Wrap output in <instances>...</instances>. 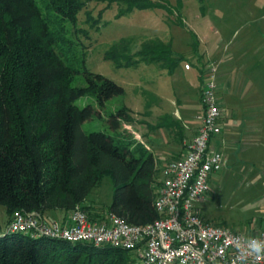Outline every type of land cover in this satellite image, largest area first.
Returning <instances> with one entry per match:
<instances>
[{"label":"trees","instance_id":"obj_1","mask_svg":"<svg viewBox=\"0 0 264 264\" xmlns=\"http://www.w3.org/2000/svg\"><path fill=\"white\" fill-rule=\"evenodd\" d=\"M91 1L118 6L115 19L133 11L165 10L180 16L176 5L151 0H0V207L15 211L71 213L84 207L91 191L108 179L112 199L108 214L130 224L152 223L158 216L156 161L151 153L127 139L123 124L134 122L125 106L109 115L108 132L85 134L90 106L76 101L92 96L104 103L121 96L123 88L89 71L80 37L78 15ZM201 3L203 0H198ZM97 18L86 21L96 27ZM192 34L191 50L199 42ZM103 60L117 69L140 64L157 65L172 74L184 60L170 44L146 41L132 52L126 39L112 45ZM82 85L74 86L77 82ZM202 82H200L201 84ZM120 128L113 130V127ZM0 264H136L130 252L86 243L69 242L28 234L0 235Z\"/></svg>","mask_w":264,"mask_h":264},{"label":"rangeland","instance_id":"obj_2","mask_svg":"<svg viewBox=\"0 0 264 264\" xmlns=\"http://www.w3.org/2000/svg\"><path fill=\"white\" fill-rule=\"evenodd\" d=\"M151 1L174 6L177 0ZM180 1L182 7L179 13L183 27L177 26L174 14L170 15L165 10L158 9L135 10L128 16L115 19L118 8L116 4L106 7L105 3L91 1L79 13L77 26L88 34L87 39L83 36L80 37L86 50L87 68L93 74H98L114 82L124 91L121 96L105 102L104 107L100 106L92 96L82 97L76 101L78 107L90 106L93 110L92 118L84 121L81 126L85 134L110 131L109 115L114 112V109L121 106L126 107L127 104H130V111L133 109L138 112L131 111V118L134 122H136L135 119L148 120V117L141 115L144 111L142 104L150 103L152 107H157L158 110L161 103L152 95L158 93V90L162 91L160 92L165 98L169 97L175 100L168 89L164 90L163 85L160 84L169 80L164 73L160 72L157 65L140 64L136 68L117 69L111 62L103 60L104 52L122 39L129 41L132 52L137 51L141 44L146 41L157 40L163 44H170L173 53L184 57L183 62L175 69L174 77L180 74L181 70L183 72L185 65L191 68L190 71L186 72L187 75L195 78L197 74L195 69L199 63L203 64L204 61H207L213 64L216 67V99L223 115H227L229 98L223 91L227 78L224 76V71L222 72V62H225L222 54L226 53L228 49L226 44L221 42L220 37L222 33H226L227 29H233L232 41L238 37L251 35V30H255L252 21L261 16L256 10L259 6L264 7V0H203L201 3L198 0ZM100 11H103L101 21L96 27H91L86 21V14L89 13L95 19ZM234 22H238V24L234 25ZM232 24L234 27L231 28ZM191 33L196 35L199 42L197 54H194L190 48L192 44ZM82 84L79 81L74 86ZM157 86L161 87L156 90ZM232 86L235 87V85ZM137 89L145 91L141 93ZM196 90L197 82L195 81V91L189 96L190 107H188L192 113H198L196 116L200 117L202 107L200 111L199 96H196ZM134 92L136 94L132 96ZM175 97L177 96L175 95ZM157 110L154 111L155 115H157ZM150 121L152 122V119ZM198 124L200 125V123ZM232 125L230 130L235 133V124ZM117 127H113V130L120 129ZM122 129L126 130V133L128 132L124 124ZM225 135L226 128L222 138ZM224 156L226 157L225 167L213 178L209 193L199 205L201 218L210 224L244 235H253L263 231L264 152H257L256 160L249 162L238 159L235 151L229 155L224 154ZM156 173L155 184L159 185L161 181V177L158 175L160 169ZM111 199V183L108 179H103L101 184L88 195L86 202L91 204V208L98 210V214L104 221L108 216L107 207H109ZM130 255L136 260L134 253L130 252Z\"/></svg>","mask_w":264,"mask_h":264},{"label":"built area","instance_id":"obj_3","mask_svg":"<svg viewBox=\"0 0 264 264\" xmlns=\"http://www.w3.org/2000/svg\"><path fill=\"white\" fill-rule=\"evenodd\" d=\"M216 80V67L207 62L200 91V125L185 145L184 155L163 168V180L153 203L158 216L155 221L135 225L108 214L104 221L94 222L76 208L66 222L48 223L37 212L15 211L0 235L19 233L71 244L108 246L134 253L136 264H239L238 257L246 254L248 239L264 241V230L244 235L210 224L199 214L211 180L226 164L224 154L211 146L221 134L224 119L216 99ZM246 264H264V256L248 254Z\"/></svg>","mask_w":264,"mask_h":264},{"label":"crops","instance_id":"obj_4","mask_svg":"<svg viewBox=\"0 0 264 264\" xmlns=\"http://www.w3.org/2000/svg\"><path fill=\"white\" fill-rule=\"evenodd\" d=\"M256 11H259L261 16L252 21L255 30H251V35L238 37L232 41L233 29H227L226 33H222L220 37L221 42L226 44L228 49L222 54L225 58V62H222V72L224 71V76L227 78L223 91L229 100L227 115L225 114L222 120L221 134L213 139L211 146L225 155L235 151L238 159H242L243 162L255 161L256 153L264 152V7L259 6ZM230 19L234 21L231 17ZM235 24L238 22H234ZM234 25L232 24L231 28ZM206 63L207 61H204L203 64L199 63L196 69L192 68L197 71L195 78L187 75L186 72L191 68L186 70L184 66L183 72L181 70V73L175 77V70L170 75L166 70L159 68L169 80L160 84L163 85L164 90L168 89L175 100L165 98L162 91L158 90L161 86H157L158 93L149 92L160 101L161 107L157 110V107H152L150 103L142 104L144 111L141 115L149 119L145 121L135 119L136 122L124 124L128 129L127 139L151 153L156 161V170L160 169L158 175L161 181L159 185L154 184L155 192L163 180V168L170 161L184 155L185 145L193 138L199 127L197 123L200 122L196 116L198 113H192L189 108V96L194 94L196 81V96L200 97L202 84L200 82L203 80ZM138 91L144 93L145 90ZM136 92L132 96H135ZM126 107L129 109L130 104ZM154 108L158 111L157 115L154 114ZM131 111L138 113L133 109ZM151 119L154 123L150 121ZM233 123L235 133L230 130ZM225 128L226 135L222 138ZM86 201L83 206L90 207L89 212L86 213L89 219L102 222L103 219L98 214V210L91 208V204H87ZM68 214L63 211H49L43 214L42 219L48 223L53 221L64 223L67 221ZM9 219L10 216L5 213V209L0 207L1 230L5 229Z\"/></svg>","mask_w":264,"mask_h":264},{"label":"clouds","instance_id":"obj_5","mask_svg":"<svg viewBox=\"0 0 264 264\" xmlns=\"http://www.w3.org/2000/svg\"><path fill=\"white\" fill-rule=\"evenodd\" d=\"M245 252V255L238 257L239 264H246L248 254L255 255L257 257L264 256V241L256 238H249Z\"/></svg>","mask_w":264,"mask_h":264}]
</instances>
